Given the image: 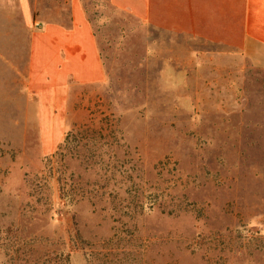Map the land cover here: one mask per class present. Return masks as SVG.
<instances>
[{"label":"rangeland","instance_id":"1","mask_svg":"<svg viewBox=\"0 0 264 264\" xmlns=\"http://www.w3.org/2000/svg\"><path fill=\"white\" fill-rule=\"evenodd\" d=\"M86 8L108 80L51 162L0 60V264H264V51Z\"/></svg>","mask_w":264,"mask_h":264},{"label":"crops","instance_id":"2","mask_svg":"<svg viewBox=\"0 0 264 264\" xmlns=\"http://www.w3.org/2000/svg\"><path fill=\"white\" fill-rule=\"evenodd\" d=\"M108 1L149 28H164L173 12L176 35L228 49L233 44L245 57L263 59L264 0H174L173 6L164 0ZM0 60L12 67L24 85L22 96L33 102L23 108L28 124L35 108L44 157L58 150L78 122V92L108 80L86 0H0Z\"/></svg>","mask_w":264,"mask_h":264},{"label":"trees","instance_id":"3","mask_svg":"<svg viewBox=\"0 0 264 264\" xmlns=\"http://www.w3.org/2000/svg\"><path fill=\"white\" fill-rule=\"evenodd\" d=\"M68 134L66 135V138H65V140H64V142L63 143H67V140H68ZM61 150V146L58 148V151L57 152H55L54 153V155L53 156H51V158L50 159H48V162H51L54 158H55V156L59 153V151ZM69 261V260H68Z\"/></svg>","mask_w":264,"mask_h":264}]
</instances>
